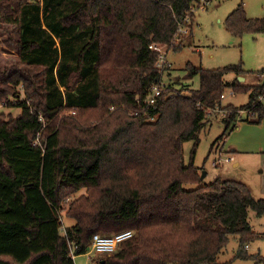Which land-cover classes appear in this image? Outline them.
Returning <instances> with one entry per match:
<instances>
[{"label": "trees", "instance_id": "trees-1", "mask_svg": "<svg viewBox=\"0 0 264 264\" xmlns=\"http://www.w3.org/2000/svg\"><path fill=\"white\" fill-rule=\"evenodd\" d=\"M198 1L0 0V31L17 34L15 59L0 61V103L14 98L19 109L0 117V264H75L95 233L124 230L133 235L92 264H220L229 235L244 247L259 237L249 210L264 215V199L235 180L204 182L194 157L217 110L226 112L220 142L237 120L264 118L262 86L224 80L239 66L188 64L199 80L187 96L160 78L149 48L170 46ZM226 25L264 33V17H247L242 3ZM160 79L167 86L151 107L144 98ZM228 87L250 91L249 101L223 106ZM65 209L74 222L64 226ZM243 246L237 256L251 257Z\"/></svg>", "mask_w": 264, "mask_h": 264}, {"label": "rangeland", "instance_id": "rangeland-1", "mask_svg": "<svg viewBox=\"0 0 264 264\" xmlns=\"http://www.w3.org/2000/svg\"><path fill=\"white\" fill-rule=\"evenodd\" d=\"M239 3H242L247 17L252 19L264 17V0H209L205 8L198 7L194 9L193 18L188 23L189 32L182 36V40L177 47L167 48V59L171 63V69L169 70L172 73L171 79H175L178 82L176 87L181 83L183 84L178 87L181 88V93L188 96L191 94V90L198 87V76L188 75V64L195 67L202 66L207 69H218L235 65L241 68V74L236 77L237 79L241 78L244 83H253V85L263 82V79L260 80L258 75L264 72V33L244 31L241 35H234L227 29L226 18ZM16 35V30L13 27H9L7 33L0 31V61H12L15 59V51L8 39L9 37H16ZM162 73H164L163 69ZM223 78L230 81V79L233 80L235 78V74L226 72ZM165 82L167 81L165 80ZM231 88L228 87L224 90L223 106H226L224 105L226 103L227 105L233 104L238 107L249 101L247 93H232ZM256 90L261 91L259 88H256ZM9 100L10 104L5 103L3 105L0 103L1 118L8 119L15 117L19 113V109L12 106L16 100L14 98ZM214 113L218 115H211L208 118V125L199 134L200 140L194 157V165L199 168L200 173L206 172L203 176L204 182H211L218 176L222 179L230 180L240 172L238 170L235 171L232 162H228L229 160H225L222 163L215 162V159H217L216 154L210 148L216 146L217 143L216 147L219 148L220 146L221 142L218 140V136L224 131L225 127L222 118L226 112L217 110ZM65 114L69 113L66 112ZM192 148V140L183 143V159L186 164L190 161ZM225 165L235 174L226 175L223 169ZM247 175H249V183H253V177L258 179L257 169L253 175L250 173ZM253 184L254 189L259 193V185L255 179ZM85 192L84 188L80 189L75 193V197H79ZM71 200L72 197L70 196L65 200V203ZM61 218L64 226L74 222L73 219L67 216L66 209L61 211ZM249 223L252 230L259 237L247 242L245 244L247 246L244 247L240 244L237 236L229 235L226 246L218 254L217 262L220 264H264V215L257 216L254 211L249 210ZM242 246L251 257L239 258L237 256L239 251L243 249ZM89 261L87 254H80L74 257L75 264H87Z\"/></svg>", "mask_w": 264, "mask_h": 264}, {"label": "crops", "instance_id": "crops-1", "mask_svg": "<svg viewBox=\"0 0 264 264\" xmlns=\"http://www.w3.org/2000/svg\"><path fill=\"white\" fill-rule=\"evenodd\" d=\"M170 69L171 67L165 71V75H163V78H165L166 81L172 83L176 87V83L178 82L175 79H171L172 73L169 71ZM237 76L238 75H236L234 79L238 83H241L242 85L248 86L250 88L254 86H262L264 90V72L258 75V78L260 80L263 79V82H261L263 84H247L243 82V79H237ZM182 85L183 84L181 83L178 85V87H181ZM231 92L234 93L233 91ZM245 93L249 95L250 91H247ZM262 101L264 105V95L262 96ZM224 105L227 104L224 103ZM245 113L241 114L242 117H245ZM212 152L216 154V157L222 158V162L225 161V158H231V160H229L228 162H232L235 171L238 170L240 172L237 176H235V173H233V171H230L225 165L223 169L226 175L233 174V179L244 184L249 189L254 198L264 199V118H262L259 122L243 119L237 120L236 128L232 130L226 137H224V139L220 143L219 148L215 147L214 149H212ZM251 166H253L254 168ZM256 169L258 179L253 177L252 181L254 183L255 179L256 183H258L259 193H257L256 189H254V184L249 183V175H247L248 173L253 175V173H256Z\"/></svg>", "mask_w": 264, "mask_h": 264}, {"label": "built area", "instance_id": "built-area-1", "mask_svg": "<svg viewBox=\"0 0 264 264\" xmlns=\"http://www.w3.org/2000/svg\"><path fill=\"white\" fill-rule=\"evenodd\" d=\"M209 3V0H199L196 5L198 7H203L205 8L207 4ZM189 23V18L186 17L183 20V23L179 24V28L176 30V33L174 34L173 40L169 45H163V44H158V43H151L149 45V48L157 53V62L156 65L160 68L161 72L162 69L165 73L166 69H169L171 67V63L168 61L167 57V48H172L175 45H178L180 41L182 40V36L188 34V24ZM185 24V25H184ZM164 73H162V77ZM165 82L160 79L157 81V83L152 84L147 91V94L144 98V103L147 105L153 107L158 99L159 96L162 95L163 90L166 88ZM175 93V92H174ZM173 92H170V95H172ZM261 100L262 97H259ZM254 105V104H253ZM245 110H240L239 114L241 115L242 113H245ZM153 118V117H151ZM224 160H231V158H225ZM215 162H220L222 163V158L215 159ZM219 163V164H220ZM133 235V232L131 230H124L121 232H118L114 235L111 236H104L100 235L98 233H95L92 236V240L90 243V246L88 248V251L85 253L87 254L89 258V262L87 264H92L91 259L99 254H110L112 251L116 249L118 244L128 238H130ZM75 256H73L74 258Z\"/></svg>", "mask_w": 264, "mask_h": 264}, {"label": "water", "instance_id": "water-1", "mask_svg": "<svg viewBox=\"0 0 264 264\" xmlns=\"http://www.w3.org/2000/svg\"><path fill=\"white\" fill-rule=\"evenodd\" d=\"M206 174V172L205 171H203L202 173H201V179H203V176Z\"/></svg>", "mask_w": 264, "mask_h": 264}]
</instances>
